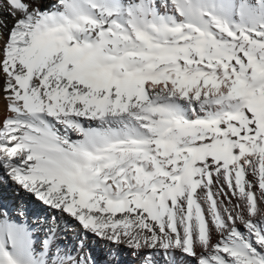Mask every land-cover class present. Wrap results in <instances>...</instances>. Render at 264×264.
<instances>
[{"label":"snow or ice","instance_id":"6c2138e0","mask_svg":"<svg viewBox=\"0 0 264 264\" xmlns=\"http://www.w3.org/2000/svg\"><path fill=\"white\" fill-rule=\"evenodd\" d=\"M0 98V264H264V0H0Z\"/></svg>","mask_w":264,"mask_h":264},{"label":"bare ground","instance_id":"6f19581e","mask_svg":"<svg viewBox=\"0 0 264 264\" xmlns=\"http://www.w3.org/2000/svg\"><path fill=\"white\" fill-rule=\"evenodd\" d=\"M3 114V100L0 98V118ZM75 138V137H74ZM11 189V188H10ZM8 190L7 185H0V208L6 207L10 214L15 216L18 209H23L29 221H34L37 217H44L49 214L48 210L40 203L23 193H15ZM242 228V226H241ZM63 243L69 245L76 243V237L71 233L67 238H62ZM85 250L91 254L96 264H112L108 255V246L101 240L89 236L85 241ZM121 264H134L135 257L126 250L120 256Z\"/></svg>","mask_w":264,"mask_h":264},{"label":"rangeland","instance_id":"374dc122","mask_svg":"<svg viewBox=\"0 0 264 264\" xmlns=\"http://www.w3.org/2000/svg\"><path fill=\"white\" fill-rule=\"evenodd\" d=\"M8 190H10V193H12V195H13V192H11L13 189L11 188L10 189V187H8ZM15 192V191H14ZM16 193V192H15ZM5 207V206H4ZM4 207H1V208H4ZM7 207V206H6Z\"/></svg>","mask_w":264,"mask_h":264}]
</instances>
